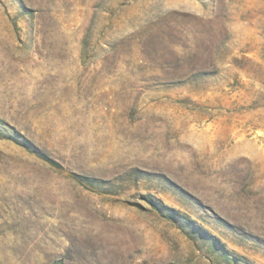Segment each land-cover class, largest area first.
<instances>
[{
	"label": "rangeland",
	"instance_id": "1",
	"mask_svg": "<svg viewBox=\"0 0 264 264\" xmlns=\"http://www.w3.org/2000/svg\"><path fill=\"white\" fill-rule=\"evenodd\" d=\"M0 264H264V0H0Z\"/></svg>",
	"mask_w": 264,
	"mask_h": 264
}]
</instances>
